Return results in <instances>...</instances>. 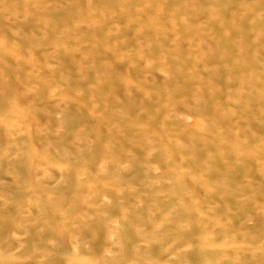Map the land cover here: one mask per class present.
I'll return each mask as SVG.
<instances>
[{"label": "rangeland", "instance_id": "1", "mask_svg": "<svg viewBox=\"0 0 264 264\" xmlns=\"http://www.w3.org/2000/svg\"><path fill=\"white\" fill-rule=\"evenodd\" d=\"M0 264H264V0H0Z\"/></svg>", "mask_w": 264, "mask_h": 264}]
</instances>
